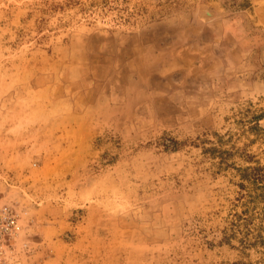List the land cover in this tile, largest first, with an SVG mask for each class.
<instances>
[{"label": "rangeland", "instance_id": "374dc122", "mask_svg": "<svg viewBox=\"0 0 264 264\" xmlns=\"http://www.w3.org/2000/svg\"><path fill=\"white\" fill-rule=\"evenodd\" d=\"M257 165L264 0H0V264H264Z\"/></svg>", "mask_w": 264, "mask_h": 264}, {"label": "trees", "instance_id": "16d2710c", "mask_svg": "<svg viewBox=\"0 0 264 264\" xmlns=\"http://www.w3.org/2000/svg\"><path fill=\"white\" fill-rule=\"evenodd\" d=\"M223 154L230 155L228 152H222V155ZM249 159H251V157ZM225 160L226 159L221 156V162L224 163ZM250 162H252V160H250ZM237 170L240 172V179L242 180L239 184L240 188L245 189L246 183L249 184L251 187L250 190L253 191L249 196L251 198V203L256 204V202L264 198V167L260 165L247 166L245 168H237ZM250 220V218H245V223L241 224V228L239 225L233 223L231 234L227 236V239L231 240L236 238L237 235H241L239 242L243 248L264 247V236L261 232H257L256 234L253 233L249 228L251 224ZM238 221L243 222L240 218H238Z\"/></svg>", "mask_w": 264, "mask_h": 264}, {"label": "built area", "instance_id": "2783aa9c", "mask_svg": "<svg viewBox=\"0 0 264 264\" xmlns=\"http://www.w3.org/2000/svg\"><path fill=\"white\" fill-rule=\"evenodd\" d=\"M19 230L17 217L8 210H0V248L6 246L8 239L16 235Z\"/></svg>", "mask_w": 264, "mask_h": 264}, {"label": "bare ground", "instance_id": "6f19581e", "mask_svg": "<svg viewBox=\"0 0 264 264\" xmlns=\"http://www.w3.org/2000/svg\"><path fill=\"white\" fill-rule=\"evenodd\" d=\"M201 19H203V21H204V19H205V21L206 20L208 21V19L211 20L212 19V13L209 10H204L201 14Z\"/></svg>", "mask_w": 264, "mask_h": 264}]
</instances>
